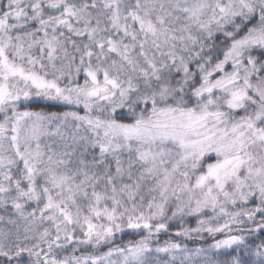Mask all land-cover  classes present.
Segmentation results:
<instances>
[{
    "label": "snow or ice",
    "instance_id": "snow-or-ice-1",
    "mask_svg": "<svg viewBox=\"0 0 264 264\" xmlns=\"http://www.w3.org/2000/svg\"><path fill=\"white\" fill-rule=\"evenodd\" d=\"M0 264H264V0H0Z\"/></svg>",
    "mask_w": 264,
    "mask_h": 264
},
{
    "label": "trees",
    "instance_id": "trees-1",
    "mask_svg": "<svg viewBox=\"0 0 264 264\" xmlns=\"http://www.w3.org/2000/svg\"><path fill=\"white\" fill-rule=\"evenodd\" d=\"M190 226H194L195 225V221L194 220H190L189 222ZM179 226L178 222L174 223L173 226L169 229V232H174L176 230V228ZM169 234L168 233H162L159 237L160 241L163 242L166 239H169ZM172 239H176L175 237H171ZM186 243L189 244V247H194L195 245L191 242V241H185Z\"/></svg>",
    "mask_w": 264,
    "mask_h": 264
}]
</instances>
